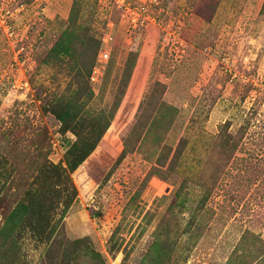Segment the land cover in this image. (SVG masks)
Listing matches in <instances>:
<instances>
[{
  "label": "rangeland",
  "instance_id": "374dc122",
  "mask_svg": "<svg viewBox=\"0 0 264 264\" xmlns=\"http://www.w3.org/2000/svg\"><path fill=\"white\" fill-rule=\"evenodd\" d=\"M0 264H264V0H0Z\"/></svg>",
  "mask_w": 264,
  "mask_h": 264
},
{
  "label": "built area",
  "instance_id": "2783aa9c",
  "mask_svg": "<svg viewBox=\"0 0 264 264\" xmlns=\"http://www.w3.org/2000/svg\"><path fill=\"white\" fill-rule=\"evenodd\" d=\"M103 49H101L99 51V54H98V61L100 60H103L105 61L108 57V42L110 40V37L109 36H105L103 39Z\"/></svg>",
  "mask_w": 264,
  "mask_h": 264
},
{
  "label": "trees",
  "instance_id": "16d2710c",
  "mask_svg": "<svg viewBox=\"0 0 264 264\" xmlns=\"http://www.w3.org/2000/svg\"><path fill=\"white\" fill-rule=\"evenodd\" d=\"M43 230L45 231V236H46V240H49V238H50V236H51V234H52V231H53V229H48V230H45L44 228H43ZM41 231V233H43L44 234V231ZM47 231V232H46ZM43 234H40L41 236L43 235ZM5 243H3V245H4Z\"/></svg>",
  "mask_w": 264,
  "mask_h": 264
}]
</instances>
